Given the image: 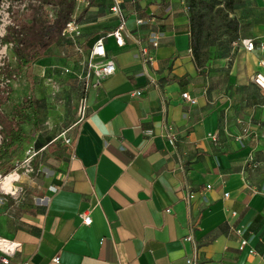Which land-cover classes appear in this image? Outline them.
Wrapping results in <instances>:
<instances>
[{
  "label": "crops",
  "instance_id": "obj_1",
  "mask_svg": "<svg viewBox=\"0 0 264 264\" xmlns=\"http://www.w3.org/2000/svg\"><path fill=\"white\" fill-rule=\"evenodd\" d=\"M121 1L128 33L121 46L107 35L116 25L109 0H91L72 9L75 42L51 43L19 73L34 97L39 76L62 78L70 125L34 150H60L41 196L0 216V237L20 244L6 264H264V96L252 81L264 76L260 53L231 48L198 66L183 0ZM250 32L264 41V22ZM98 37L114 72L84 88L76 75ZM139 46L151 58L145 66ZM245 125L252 132L237 140ZM248 152L257 162L252 170L243 162ZM236 226L248 236L241 249Z\"/></svg>",
  "mask_w": 264,
  "mask_h": 264
},
{
  "label": "rangeland",
  "instance_id": "obj_2",
  "mask_svg": "<svg viewBox=\"0 0 264 264\" xmlns=\"http://www.w3.org/2000/svg\"><path fill=\"white\" fill-rule=\"evenodd\" d=\"M48 1L53 2L54 0ZM193 1L198 4L202 12L207 10L203 4L210 3V0ZM183 2L186 14H188V0H183ZM5 4L8 8H5ZM21 4L24 5L21 6ZM39 6L46 10L49 16L53 14V8L50 5L39 3L38 0H3L0 5V36L4 34L6 26L13 24L15 28L22 31L26 38L34 43L33 46L36 50L40 51L45 42L37 46V40L41 34L37 31L39 28L38 22L43 19L42 11L38 10ZM218 6H221V4ZM5 12L7 18L3 19ZM223 12L222 10L216 15L213 12L205 15L204 32L215 35L216 40L220 41H227L234 32L239 37L251 36V24L264 22V0H235L231 9H227L226 16L234 20L233 22L236 24L235 31L224 27L225 23L221 22L223 21L221 16ZM215 26H217V29H215ZM2 27L3 29H1ZM1 45L3 46V44ZM1 60L3 65H1L0 73L3 70L4 74L9 71L11 74L7 78V87H4L3 83L0 82V118H2V114L9 112L11 100H22L27 93L24 75L22 73L13 75L11 72L15 60L9 44H6V48L0 57ZM53 68L58 69L56 66H53ZM59 70L63 74H67L64 68H59ZM3 73L0 75L1 81L4 80ZM62 84V78L59 79L58 74L38 77L35 97L37 96L36 98L42 101V106L37 111V124L34 127L30 123L22 125L23 130L28 133V142L13 150L8 158L0 160V216L4 213L5 208L8 212L16 211L18 201H22L23 198L32 199L41 196L43 180L49 175V170L60 164L58 156L60 150L56 149L57 144H50L40 152L34 150L54 134H64L66 127L70 125L69 122H64L66 117L69 116L70 103L68 102L69 97L62 92ZM6 93L9 100L4 99ZM70 108H72V105H70ZM6 164L12 165L13 169L2 175L3 166Z\"/></svg>",
  "mask_w": 264,
  "mask_h": 264
},
{
  "label": "trees",
  "instance_id": "obj_3",
  "mask_svg": "<svg viewBox=\"0 0 264 264\" xmlns=\"http://www.w3.org/2000/svg\"><path fill=\"white\" fill-rule=\"evenodd\" d=\"M38 1L39 3L50 5L53 8V14L49 16L46 10H43L40 6V8L38 7V10H41L43 13V19L38 22L39 28L37 31L41 32V34L37 40V46L45 42L40 51L36 50L33 46L34 43L26 38V36L22 34V31L15 28L13 24L6 26L5 33L0 37V42L11 43V49L15 60V65L11 69L13 75H18L22 70H27L34 61L45 53L51 43H56L61 39L59 31L64 22L68 20L75 0H54L53 2L48 0ZM89 1L91 0H88V2ZM234 2L235 0H210V3L207 2L203 4L207 10L202 12L197 3L193 0H188L187 20L189 28V45L192 59L196 65H202L209 59L229 56L231 42L237 39L239 35H236L234 32L227 41L216 40L215 35L204 32V22L206 14L213 12L214 15H216L223 10L224 12L221 13L223 21L221 22L225 23L224 27L226 29L235 31L236 24L233 22L234 20L226 17L227 9H231ZM220 4L221 6H218ZM217 26H215V29H217ZM51 37L53 38L47 41ZM1 73H3V70ZM10 74V71L5 74L3 73L4 76L2 77L6 79L10 77ZM4 87H7V84H5ZM4 99L9 100L7 93ZM41 106L42 101L33 96L29 82L26 96L19 101L11 100L9 112L2 114V118H0V160L8 158L13 150L19 148L21 144L28 142V133L23 130L22 125L30 123L32 127H34L38 119L37 111ZM12 169V165H4L2 175L9 173Z\"/></svg>",
  "mask_w": 264,
  "mask_h": 264
},
{
  "label": "built area",
  "instance_id": "obj_4",
  "mask_svg": "<svg viewBox=\"0 0 264 264\" xmlns=\"http://www.w3.org/2000/svg\"><path fill=\"white\" fill-rule=\"evenodd\" d=\"M121 0H109L108 5V12L111 14V16L116 20V25L114 28L107 34L108 36H112L114 39V42L117 46H121L123 44V36L128 35L126 27H125V17L123 13V9L121 6ZM3 3V0L0 1V5ZM83 4V6H87L89 4L88 0H75L73 8L75 10L78 9L79 4ZM24 4H21L23 6ZM5 8H8L7 4H5ZM7 18V13L5 12V15L3 19ZM135 24H141L144 22V20L140 17H136L134 19ZM3 29V27L1 28ZM5 33V32H4ZM80 34L79 29V23L77 18L74 14H70L68 20H66L61 27L59 31V35L61 38L70 41L71 43L75 42L76 37H78ZM3 35V34H2ZM1 35V36H2ZM0 36V37H1ZM151 45H156L155 36H150ZM3 44V46L1 45ZM6 44H9L11 47V43L9 42H0V57L1 54L4 52V49L6 48ZM231 48L232 49H239L241 48L245 52H252V51H258L260 53V57L257 60V64L259 67L264 68V41L263 40H256L252 37H238L237 39L233 40L231 42ZM75 51L77 53L82 54V51L80 48L76 47ZM84 56L83 61V69H81L80 73L76 75L77 79L81 80L83 82L84 88L87 85H95L97 84L102 78L112 74L114 72V64L111 58L106 56L105 49L103 46V37L96 38L91 45L89 46L88 50L86 51V54H82V57ZM138 56L142 63V66H145V64L149 63L151 58L146 54L145 47L139 46L138 48ZM3 61H0V70L2 68ZM85 67V68H84ZM66 72L67 69H64ZM1 75V73H0ZM8 79L0 80V82L3 83V86H5ZM252 81L257 85L260 92H262L264 96V76L260 74L259 72L255 73L252 77ZM137 94V92H135ZM181 96L186 99L189 103H194V99L190 98L185 92L181 93ZM80 106L78 108V115L81 117L83 115V98L80 100ZM247 123V122H246ZM249 124V123H247ZM249 125H245L238 136H236L237 140H241L243 137H245L247 134L252 132V128L249 129ZM257 127V126H256ZM262 136L264 137V132L262 133ZM207 137H209L212 141L215 140V134L214 133H208ZM68 138H63L64 143H68ZM244 165L252 170L257 166V162L255 161L253 154L251 152H248L246 157L243 160ZM208 187V185H206ZM49 189L54 192L56 191V187L49 186ZM226 192L223 193V196H226ZM191 197V194H187L186 198ZM231 214H234L231 212ZM81 222L85 225L90 223V217L87 213H81ZM233 233L238 237V248L241 249L247 245L248 242V236L245 235L246 228L244 226H236L232 228ZM186 240H191V236L187 235ZM0 241H6L7 245L0 247V263L6 264L7 258L11 254H13L16 250H18L20 244L18 242L10 241L4 238L0 237ZM247 252L249 254L254 253L252 248H248ZM56 257L52 258L53 261H56ZM186 264H195L194 260L192 258H186L185 259Z\"/></svg>",
  "mask_w": 264,
  "mask_h": 264
}]
</instances>
